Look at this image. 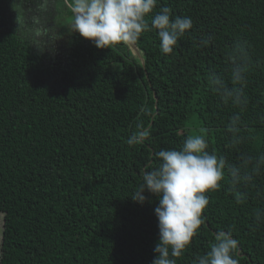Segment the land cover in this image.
Returning <instances> with one entry per match:
<instances>
[{
	"label": "trees",
	"instance_id": "1",
	"mask_svg": "<svg viewBox=\"0 0 264 264\" xmlns=\"http://www.w3.org/2000/svg\"><path fill=\"white\" fill-rule=\"evenodd\" d=\"M164 6L193 27L167 55L156 31L144 32L133 42L141 63L126 42L98 49L72 29L45 54L0 0V264H152L158 198L145 192L141 205L131 196L146 167L158 165L156 152L202 135L209 153L234 165L264 153V0H158L149 17ZM237 40L250 56L243 108L208 82L214 71L233 86L227 53ZM236 117L243 140L230 147ZM138 123L150 135L129 146ZM228 180L226 172L205 193V222L177 264H193L229 229L240 264H264V220L255 216L264 174L241 184L240 204Z\"/></svg>",
	"mask_w": 264,
	"mask_h": 264
},
{
	"label": "clouds",
	"instance_id": "2",
	"mask_svg": "<svg viewBox=\"0 0 264 264\" xmlns=\"http://www.w3.org/2000/svg\"><path fill=\"white\" fill-rule=\"evenodd\" d=\"M158 0H73L72 32L89 40L98 49H109L121 42L133 43L147 31H156L163 54L174 52L176 45L185 33L192 29L191 17H172L171 9L161 7L151 17ZM18 24V22H17ZM19 26V25H18ZM201 39V45L209 40ZM35 45L43 51V48ZM230 62L229 87L225 78L212 71L208 75L209 87L225 103L243 108L247 104L244 87L250 70V56L247 42L237 40L227 53ZM147 115L154 114L147 108ZM239 117L228 126L231 133L230 147L238 146L240 135ZM150 127L138 123L126 143L129 146L143 144L150 135ZM208 143L204 136H188L180 149H161L154 155L159 163L156 167L144 170L142 182L131 196L134 202L143 204L148 192L158 198L154 208L157 218L158 242L153 248L152 264H177L198 229L205 222L203 211L209 203L205 195L221 187L225 174L235 196L236 203H243L246 194L239 191L241 184L248 185L253 176L264 174V153L256 157L242 154L241 165L229 163L224 156L207 151ZM226 170V172H225ZM257 220H264V208L255 212ZM239 241L233 237L232 230H220L214 234V242L203 255H198L193 264H240Z\"/></svg>",
	"mask_w": 264,
	"mask_h": 264
},
{
	"label": "rangeland",
	"instance_id": "3",
	"mask_svg": "<svg viewBox=\"0 0 264 264\" xmlns=\"http://www.w3.org/2000/svg\"><path fill=\"white\" fill-rule=\"evenodd\" d=\"M14 21L29 35L34 44L43 48V53H51L66 40L69 30L63 32L61 22L68 18V0H6ZM58 8V9H57ZM62 18V21L60 20ZM72 22V16L71 20ZM32 23V24H30ZM69 26V25H68Z\"/></svg>",
	"mask_w": 264,
	"mask_h": 264
},
{
	"label": "water",
	"instance_id": "4",
	"mask_svg": "<svg viewBox=\"0 0 264 264\" xmlns=\"http://www.w3.org/2000/svg\"><path fill=\"white\" fill-rule=\"evenodd\" d=\"M126 44H130L131 46H132V48L136 51V53H137V55H135V56H137L138 57V59L140 60V62L141 63H143V58H142V56L140 55V53L139 52H137V48H136V46L134 45V43H126ZM129 46V45H128Z\"/></svg>",
	"mask_w": 264,
	"mask_h": 264
}]
</instances>
